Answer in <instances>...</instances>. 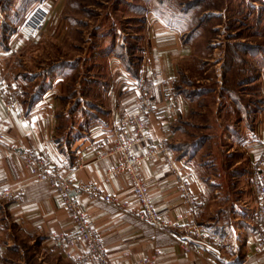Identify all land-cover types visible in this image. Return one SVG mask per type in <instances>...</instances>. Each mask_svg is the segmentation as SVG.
<instances>
[{"label":"crops","instance_id":"obj_1","mask_svg":"<svg viewBox=\"0 0 264 264\" xmlns=\"http://www.w3.org/2000/svg\"><path fill=\"white\" fill-rule=\"evenodd\" d=\"M187 33L189 30L165 23L160 16L149 12L138 47L134 48L136 61L127 64L109 57L106 73L94 78L82 97L91 111L78 108L63 113L60 92L63 82L72 74L71 69L65 75H47L61 66L53 63L45 79L38 83L34 75L28 74L33 76L29 78L26 76L29 72L17 69L16 56L26 45L10 38L4 44L0 42V82L5 89V95L0 97V116L5 119L6 134L0 143V186L20 190L19 198L0 203L1 238L6 245L0 264L21 249V243L56 252L51 234L73 231L70 213L59 202L54 187L32 178L22 161L9 153L7 145L12 142L37 152L46 149L61 175L70 176L75 182L94 183L101 191L116 197V203H111L99 196L71 192L101 237L111 264H150L144 263L145 259H150L152 264H264L250 190L253 169L256 166L264 169L261 153L264 115L261 117L259 108L249 105L242 108L236 101L235 109L228 100L220 109L221 117L232 116V120L225 121V134L227 142L230 139L229 144L239 151L236 157L226 153L232 157L226 169L231 172L235 192L232 195L236 196L221 203V187H211L212 177L208 186L197 161V146L184 136L183 125L192 109L175 81L177 68L196 52L195 36ZM50 34L61 38L63 27ZM259 71L258 77L264 82V64ZM30 85H34L33 90L26 93L24 88ZM145 92L150 93L154 102L153 110L144 116L148 137L131 151L141 154L149 146L158 150L153 159L139 166L150 201L165 223L182 217L178 225L190 222L199 225L208 240L220 249V259L195 245L189 251L183 250L179 245L182 233L177 226L156 227L141 220L138 216L141 205L132 194L127 176L108 177L106 181L107 170L118 159L114 152L113 126ZM8 101H12L14 108L6 113L4 107ZM238 111L241 120L234 121ZM63 117L71 124L68 140L59 139ZM182 178L188 179L190 192L200 202L196 209L179 196L178 182ZM83 250V245H78L75 255ZM87 264L98 262L89 259Z\"/></svg>","mask_w":264,"mask_h":264},{"label":"rangeland","instance_id":"obj_2","mask_svg":"<svg viewBox=\"0 0 264 264\" xmlns=\"http://www.w3.org/2000/svg\"><path fill=\"white\" fill-rule=\"evenodd\" d=\"M36 7L44 8L47 17L40 32L27 40L18 30ZM149 12L195 36V55L180 64L175 81L192 109L183 125L184 136L197 146L205 181L212 177L211 187H221L220 201H232L234 182L226 164L239 151L225 134V121L232 116L221 117L220 109L228 100L233 109L237 102L242 108H259L261 117L264 115V82L258 77L264 64V0H0V42L10 38L26 45L16 56L17 69L29 72L26 76L34 75L38 83L53 63L61 66L47 75H65L71 69L60 92L61 112L91 111L82 97L93 79L106 73L109 57L127 64L136 61L134 48ZM59 27H63V35L57 39L50 32ZM244 75L254 78L244 80ZM33 87L24 90L30 93ZM239 113L234 121L241 120ZM70 125L63 117L59 139L71 137ZM20 246L3 264H74L57 252L30 243Z\"/></svg>","mask_w":264,"mask_h":264},{"label":"built area","instance_id":"obj_3","mask_svg":"<svg viewBox=\"0 0 264 264\" xmlns=\"http://www.w3.org/2000/svg\"><path fill=\"white\" fill-rule=\"evenodd\" d=\"M46 17L47 11L42 7H36L24 19L18 33L27 40L35 37L40 32ZM33 25L35 26L32 27ZM4 95L5 89L0 82V97ZM4 108L5 112L9 113L14 108L12 101L6 102ZM153 108L154 102L150 93H142L134 106L123 114L113 126L114 152L117 154L118 159L115 165L107 170L106 181H108V177L127 176L131 183L132 194L141 205L138 212L141 220L148 221L156 227L177 226L178 231L182 233L179 245L183 250L189 251L191 245H195L206 250L212 257L220 259L222 258L220 249L208 240L199 225L195 222L178 225V223L182 222V217H179L176 221L165 223L159 219V214L150 201L149 189L139 173V166L143 161L153 159L158 150L153 146H149L141 154H133L131 150L140 141L147 139L144 116L152 111ZM4 125L5 119L0 116V143L6 137ZM7 147L12 156L22 161L35 181H46L54 187L59 202L70 213L73 231L71 233L60 232L51 234L56 252L71 260L74 264H87L89 259L97 261L98 264H111L101 237L90 224L87 214L81 209L75 194L71 192L99 196L111 203H116V197L110 192L101 191L94 183L75 182L72 177L61 175L56 169L51 153L46 149L37 152L22 147L15 142L9 143ZM261 153L264 155V143L261 145ZM188 185L189 181L187 178L180 179L178 182L179 196L192 209H196L199 207L200 202L190 192ZM250 190L253 193L255 203L253 220L257 227V241L259 247L264 249V169L259 166L253 169L250 179ZM19 194L20 190L18 189L0 186V203L6 202L11 198H19ZM80 244L83 245L84 250L80 254L75 255V249ZM5 249L6 245L2 241L0 227V255L4 253ZM143 262L152 264L150 259H145Z\"/></svg>","mask_w":264,"mask_h":264},{"label":"trees","instance_id":"obj_4","mask_svg":"<svg viewBox=\"0 0 264 264\" xmlns=\"http://www.w3.org/2000/svg\"><path fill=\"white\" fill-rule=\"evenodd\" d=\"M254 76V75H253ZM252 75H249V76H247V77H245V75L242 77V79H244V80H246V79H248V80H252L254 77H253ZM243 81V80H242ZM235 96V94H232L231 93V97H233V98H236V97H234Z\"/></svg>","mask_w":264,"mask_h":264}]
</instances>
